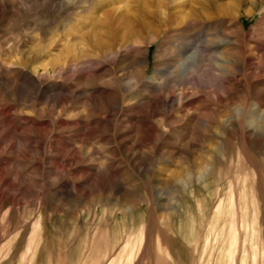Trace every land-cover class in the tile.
I'll return each instance as SVG.
<instances>
[{
	"label": "rangeland",
	"instance_id": "1",
	"mask_svg": "<svg viewBox=\"0 0 264 264\" xmlns=\"http://www.w3.org/2000/svg\"><path fill=\"white\" fill-rule=\"evenodd\" d=\"M0 264H264V0H0Z\"/></svg>",
	"mask_w": 264,
	"mask_h": 264
},
{
	"label": "bare ground",
	"instance_id": "2",
	"mask_svg": "<svg viewBox=\"0 0 264 264\" xmlns=\"http://www.w3.org/2000/svg\"><path fill=\"white\" fill-rule=\"evenodd\" d=\"M110 45H111V44H110ZM107 49H108V50H112V49L110 48L109 45L107 46ZM183 59H184V58H183ZM183 59H182V60H183ZM182 60H180V62H181ZM184 72H185V71H184Z\"/></svg>",
	"mask_w": 264,
	"mask_h": 264
}]
</instances>
